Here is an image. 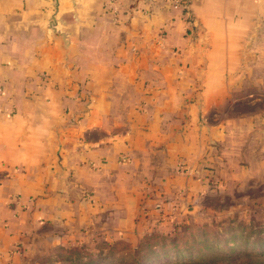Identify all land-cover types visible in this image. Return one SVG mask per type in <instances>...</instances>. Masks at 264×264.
Here are the masks:
<instances>
[{"label": "crops", "instance_id": "1", "mask_svg": "<svg viewBox=\"0 0 264 264\" xmlns=\"http://www.w3.org/2000/svg\"><path fill=\"white\" fill-rule=\"evenodd\" d=\"M175 1L0 0V264L264 181V0Z\"/></svg>", "mask_w": 264, "mask_h": 264}, {"label": "rangeland", "instance_id": "2", "mask_svg": "<svg viewBox=\"0 0 264 264\" xmlns=\"http://www.w3.org/2000/svg\"><path fill=\"white\" fill-rule=\"evenodd\" d=\"M178 226L177 234L143 240L145 247L137 254L120 243L101 264H264V181L232 193L209 194L199 215ZM201 226L210 229L200 230ZM70 245L97 252L106 241ZM62 248L42 244L40 252L27 256L23 264H62Z\"/></svg>", "mask_w": 264, "mask_h": 264}, {"label": "trees", "instance_id": "3", "mask_svg": "<svg viewBox=\"0 0 264 264\" xmlns=\"http://www.w3.org/2000/svg\"><path fill=\"white\" fill-rule=\"evenodd\" d=\"M180 224V223H179ZM178 224V225H179ZM176 226L175 229L169 233H162V232H152L150 234H146L143 236L140 241L137 243V245H134V247H131L128 241L125 240H114V241H106L105 246H97L96 250L97 252H94L90 250L91 248L89 246L80 247L77 245H67L63 246L62 252H61V262L62 264H101V262L105 261L106 256L114 255L117 252V247L118 244L124 243L126 245V248L128 247L129 249H132L135 254L140 253L145 245H142L143 240L148 239L150 237H158L159 235L161 236H167V235H173L177 234L180 229V226ZM210 226H201L199 229H206L209 228ZM210 229V228H209ZM177 231V232H176ZM143 248V249H141ZM106 252L108 253L107 255ZM106 262L105 264H107ZM56 264V263H55Z\"/></svg>", "mask_w": 264, "mask_h": 264}, {"label": "built area", "instance_id": "4", "mask_svg": "<svg viewBox=\"0 0 264 264\" xmlns=\"http://www.w3.org/2000/svg\"><path fill=\"white\" fill-rule=\"evenodd\" d=\"M111 1H112V0H111ZM113 1H114V0H113ZM181 6H182V2H181V0H176V1L174 2V7H175V8H179V7H181ZM179 170H180V171H185L186 168H185L184 166L180 165Z\"/></svg>", "mask_w": 264, "mask_h": 264}]
</instances>
